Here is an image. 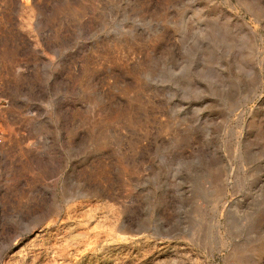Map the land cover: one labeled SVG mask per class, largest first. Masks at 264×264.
<instances>
[{
	"label": "rangeland",
	"instance_id": "obj_1",
	"mask_svg": "<svg viewBox=\"0 0 264 264\" xmlns=\"http://www.w3.org/2000/svg\"><path fill=\"white\" fill-rule=\"evenodd\" d=\"M0 264H264V0H0Z\"/></svg>",
	"mask_w": 264,
	"mask_h": 264
}]
</instances>
